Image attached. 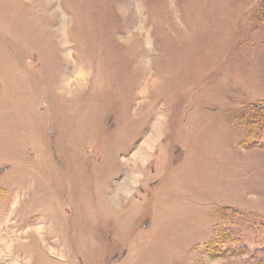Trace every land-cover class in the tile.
I'll return each mask as SVG.
<instances>
[{"label":"rangeland","instance_id":"obj_1","mask_svg":"<svg viewBox=\"0 0 264 264\" xmlns=\"http://www.w3.org/2000/svg\"><path fill=\"white\" fill-rule=\"evenodd\" d=\"M263 107L264 0H0V264H264Z\"/></svg>","mask_w":264,"mask_h":264},{"label":"trees","instance_id":"obj_2","mask_svg":"<svg viewBox=\"0 0 264 264\" xmlns=\"http://www.w3.org/2000/svg\"><path fill=\"white\" fill-rule=\"evenodd\" d=\"M260 106H262V104H261V105H259V106H257V107H260ZM263 112H264V107H263Z\"/></svg>","mask_w":264,"mask_h":264}]
</instances>
